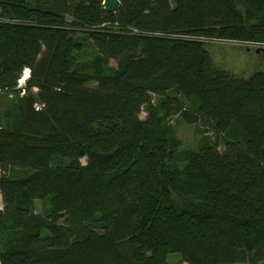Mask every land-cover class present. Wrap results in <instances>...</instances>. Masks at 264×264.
<instances>
[{"label":"trees","instance_id":"trees-1","mask_svg":"<svg viewBox=\"0 0 264 264\" xmlns=\"http://www.w3.org/2000/svg\"><path fill=\"white\" fill-rule=\"evenodd\" d=\"M103 2L0 0V264L264 261V0Z\"/></svg>","mask_w":264,"mask_h":264},{"label":"rangeland","instance_id":"rangeland-1","mask_svg":"<svg viewBox=\"0 0 264 264\" xmlns=\"http://www.w3.org/2000/svg\"><path fill=\"white\" fill-rule=\"evenodd\" d=\"M79 39H83L85 43V53L83 51L79 53L80 59L83 61L91 58L93 49L90 47L88 40L85 39V36L81 33L78 34ZM209 46L212 47V55L214 59L225 67L230 68L233 72L237 74H244V76L249 75L255 69H262L263 67L258 64L257 56L261 52H257V49H264V46H251L241 43L235 42H222L215 40H207L206 41ZM261 50V51H262ZM260 57V56H258ZM253 63H257L255 67ZM248 71V73H247ZM27 76L26 78H24ZM29 77V70L25 69L22 75V78L19 80V87L25 86V81ZM35 92L37 89H33ZM25 93V90L22 91V94ZM40 105H37L39 108ZM146 113L143 111L141 116L145 118ZM171 124L174 128L176 138L179 142L180 148L184 150H195L199 146H201L205 141L206 137H212V133L204 132L203 129L198 124H190L183 121L179 116H175L172 118ZM223 146H220L222 149ZM85 161V159L83 160ZM2 205V198L0 193V206ZM49 207V200H36L35 201V209L38 212L47 211ZM168 261L171 264H188L186 262H182L176 254H170L168 257ZM237 264H264V261L254 262V263H237Z\"/></svg>","mask_w":264,"mask_h":264},{"label":"water","instance_id":"water-1","mask_svg":"<svg viewBox=\"0 0 264 264\" xmlns=\"http://www.w3.org/2000/svg\"><path fill=\"white\" fill-rule=\"evenodd\" d=\"M103 6L105 10L109 13H114L120 6V0H104ZM262 49H257V52H260ZM264 51V49H263Z\"/></svg>","mask_w":264,"mask_h":264},{"label":"built area","instance_id":"built-area-1","mask_svg":"<svg viewBox=\"0 0 264 264\" xmlns=\"http://www.w3.org/2000/svg\"><path fill=\"white\" fill-rule=\"evenodd\" d=\"M246 45H251V46H255V47L261 46V45H256V44H246Z\"/></svg>","mask_w":264,"mask_h":264},{"label":"crops","instance_id":"crops-1","mask_svg":"<svg viewBox=\"0 0 264 264\" xmlns=\"http://www.w3.org/2000/svg\"><path fill=\"white\" fill-rule=\"evenodd\" d=\"M2 206H3V202H2V205L0 206V209L2 208Z\"/></svg>","mask_w":264,"mask_h":264},{"label":"bare ground","instance_id":"bare-ground-1","mask_svg":"<svg viewBox=\"0 0 264 264\" xmlns=\"http://www.w3.org/2000/svg\"><path fill=\"white\" fill-rule=\"evenodd\" d=\"M27 76H25L24 78H26Z\"/></svg>","mask_w":264,"mask_h":264}]
</instances>
